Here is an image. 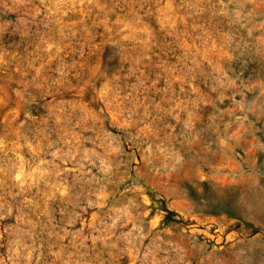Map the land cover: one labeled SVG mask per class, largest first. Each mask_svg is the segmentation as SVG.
Segmentation results:
<instances>
[{"label": "rangeland", "instance_id": "1", "mask_svg": "<svg viewBox=\"0 0 264 264\" xmlns=\"http://www.w3.org/2000/svg\"><path fill=\"white\" fill-rule=\"evenodd\" d=\"M0 264H264V0H0Z\"/></svg>", "mask_w": 264, "mask_h": 264}]
</instances>
